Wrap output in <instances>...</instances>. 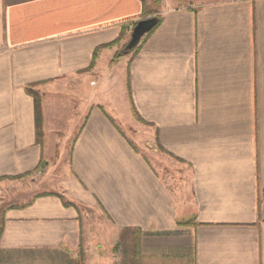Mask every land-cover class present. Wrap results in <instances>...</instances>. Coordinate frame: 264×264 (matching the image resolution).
I'll use <instances>...</instances> for the list:
<instances>
[{
  "label": "crops",
  "instance_id": "0c3cea01",
  "mask_svg": "<svg viewBox=\"0 0 264 264\" xmlns=\"http://www.w3.org/2000/svg\"><path fill=\"white\" fill-rule=\"evenodd\" d=\"M75 99L68 170L2 212L0 264H264V0H0V179H47L51 161L36 170ZM131 107L185 190L119 126ZM82 208L102 219L89 228Z\"/></svg>",
  "mask_w": 264,
  "mask_h": 264
},
{
  "label": "rangeland",
  "instance_id": "374dc122",
  "mask_svg": "<svg viewBox=\"0 0 264 264\" xmlns=\"http://www.w3.org/2000/svg\"><path fill=\"white\" fill-rule=\"evenodd\" d=\"M129 41V39H128ZM127 41V43H128ZM126 43V44H127ZM125 44V46H126ZM123 49V48H122ZM121 49V51H122ZM120 53V51H119ZM129 58L131 55L128 56ZM34 89V87H33ZM41 98V113H42V96L35 90ZM72 100V99H71ZM68 108L69 127L67 134L61 140L55 139L56 134H52L50 138V146L47 148L46 158L42 155V163L36 174L44 172L48 167V161H51V171L47 179H43L41 175H37L31 180H27V176H19L17 179H4L0 181V219L2 212L14 205H20L29 202L31 199L30 193L44 191L51 185L56 186L60 175L66 174L70 157V149L73 140L77 134L81 120H79L80 104L77 99L70 101ZM58 109V108H57ZM77 110V111H76ZM43 114V113H42ZM119 126L124 130L125 134L136 144L137 149L151 162L155 170L161 176L164 183L176 195L187 188V170L179 161L167 155L157 144L155 134L149 129V124L137 117L131 107V116L127 118H117ZM44 118L42 116V142L45 141L43 133ZM59 123V122H58ZM183 189V190H182ZM30 194V195H29ZM81 214L87 221L89 228L92 224L98 223L102 218L99 213L93 210L80 209ZM101 222H99L100 224Z\"/></svg>",
  "mask_w": 264,
  "mask_h": 264
},
{
  "label": "trees",
  "instance_id": "16d2710c",
  "mask_svg": "<svg viewBox=\"0 0 264 264\" xmlns=\"http://www.w3.org/2000/svg\"><path fill=\"white\" fill-rule=\"evenodd\" d=\"M156 3L158 4L159 0H155ZM156 12H154L153 14H155ZM157 18V23L155 24V26L152 28V30L147 33L145 36L142 37V39L140 40L139 44L134 48L132 49L131 51H125V46L124 48L122 49V51L118 54V57H122L124 55H131V58L134 57V55L137 53L141 43L144 41V39L159 25V23L161 22V19L156 17ZM117 42L113 43V44H110L106 47H109V46H112L114 44H116ZM98 50H95L94 54H93V61H94V58L96 57V54H97ZM93 65V62L91 63L90 67H92ZM27 93H29L32 97H33V100H34V114H35V123H36V138H37V142L39 144H42V130H41V127H42V113H41V98L40 96L32 90V88H27ZM134 111V110H133ZM135 115L138 117V115L136 114V112L134 111ZM42 163V159L39 163V166L37 168L36 171H38V169L40 168V165ZM26 176V175H25ZM19 178L18 177H13V178H3V179H0L1 180H4V179H10V180H13V179H17Z\"/></svg>",
  "mask_w": 264,
  "mask_h": 264
},
{
  "label": "water",
  "instance_id": "95a60500",
  "mask_svg": "<svg viewBox=\"0 0 264 264\" xmlns=\"http://www.w3.org/2000/svg\"><path fill=\"white\" fill-rule=\"evenodd\" d=\"M157 23L156 17L139 20L133 26L128 43L125 46V51H131L140 42L143 36L149 33Z\"/></svg>",
  "mask_w": 264,
  "mask_h": 264
}]
</instances>
